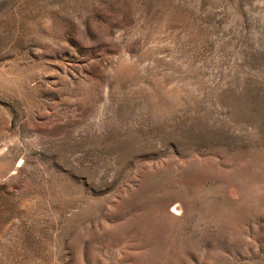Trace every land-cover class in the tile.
<instances>
[{"label":"rangeland","instance_id":"1","mask_svg":"<svg viewBox=\"0 0 264 264\" xmlns=\"http://www.w3.org/2000/svg\"><path fill=\"white\" fill-rule=\"evenodd\" d=\"M0 264H264V0H0Z\"/></svg>","mask_w":264,"mask_h":264}]
</instances>
